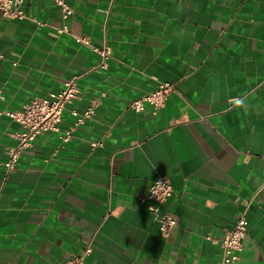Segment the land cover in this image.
Returning <instances> with one entry per match:
<instances>
[{"label":"crops","instance_id":"crops-1","mask_svg":"<svg viewBox=\"0 0 264 264\" xmlns=\"http://www.w3.org/2000/svg\"><path fill=\"white\" fill-rule=\"evenodd\" d=\"M64 1L68 19L57 0H24V19L0 11V110L79 76L60 131L10 173L22 126L0 116V264H59L88 244V264H217L244 210L236 264H264V0ZM62 27L106 44L108 68L91 70L100 55ZM161 82L174 87L158 109L129 107ZM92 103L75 126L72 110ZM156 174L173 186L169 235L141 202Z\"/></svg>","mask_w":264,"mask_h":264},{"label":"built area","instance_id":"built-area-1","mask_svg":"<svg viewBox=\"0 0 264 264\" xmlns=\"http://www.w3.org/2000/svg\"><path fill=\"white\" fill-rule=\"evenodd\" d=\"M24 0H0V11L3 16L8 18L24 19L26 13L22 8ZM63 11V18L68 19L73 13V8L64 0H57ZM58 33L71 32L66 28H58ZM77 42L88 45L100 55L99 62L91 68V70L106 69L109 66L111 58V50L105 44L98 48L94 46L87 36H77L71 34ZM1 57V56H0ZM79 76L73 75L64 83V87L50 98L35 97L23 105L19 110H0V116H6L22 126V130L15 134L17 143L10 148L9 157L4 163L7 173L14 170L15 165L23 150L31 146L37 137L45 132L60 131L59 123L62 120L63 112L66 107L73 103L78 97L79 88L77 80ZM171 82H161L158 87L134 100L129 104V107L135 111H141L145 108V104L149 103L154 108L158 109L167 98V91L173 89ZM0 92V98H1ZM236 102V101H235ZM96 103L90 104L82 113L72 110L76 117L75 126L83 124L87 119L94 116L96 112ZM73 127L64 130L61 133L63 141L71 138ZM101 143H93L95 149L100 147ZM264 189V183L260 190ZM173 194V186L171 179L167 176L156 174L146 197L141 198V202L151 200L153 204L150 206L151 211L156 214L157 220L161 229L166 235H169L172 229L177 224V218L172 212L163 209L167 200ZM247 233L246 210L242 211L232 228L227 229L222 238V257L217 264H236L239 260V252L242 250V240ZM92 251V246L87 245L84 252L59 264H88L85 258Z\"/></svg>","mask_w":264,"mask_h":264},{"label":"clouds","instance_id":"clouds-1","mask_svg":"<svg viewBox=\"0 0 264 264\" xmlns=\"http://www.w3.org/2000/svg\"><path fill=\"white\" fill-rule=\"evenodd\" d=\"M235 103H236L238 106L240 105V101H239V100H237Z\"/></svg>","mask_w":264,"mask_h":264}]
</instances>
